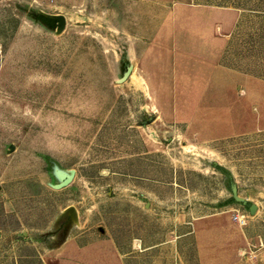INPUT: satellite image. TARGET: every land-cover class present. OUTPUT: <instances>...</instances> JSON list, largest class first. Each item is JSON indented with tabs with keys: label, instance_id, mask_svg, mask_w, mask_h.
Listing matches in <instances>:
<instances>
[{
	"label": "rangeland",
	"instance_id": "1",
	"mask_svg": "<svg viewBox=\"0 0 264 264\" xmlns=\"http://www.w3.org/2000/svg\"><path fill=\"white\" fill-rule=\"evenodd\" d=\"M119 263L264 264V0H0V264Z\"/></svg>",
	"mask_w": 264,
	"mask_h": 264
},
{
	"label": "water",
	"instance_id": "2",
	"mask_svg": "<svg viewBox=\"0 0 264 264\" xmlns=\"http://www.w3.org/2000/svg\"><path fill=\"white\" fill-rule=\"evenodd\" d=\"M131 70H128L127 75L130 73ZM73 210V209H72Z\"/></svg>",
	"mask_w": 264,
	"mask_h": 264
},
{
	"label": "crops",
	"instance_id": "3",
	"mask_svg": "<svg viewBox=\"0 0 264 264\" xmlns=\"http://www.w3.org/2000/svg\"><path fill=\"white\" fill-rule=\"evenodd\" d=\"M119 264H123V263H119Z\"/></svg>",
	"mask_w": 264,
	"mask_h": 264
}]
</instances>
